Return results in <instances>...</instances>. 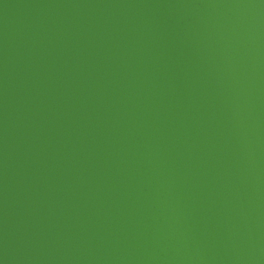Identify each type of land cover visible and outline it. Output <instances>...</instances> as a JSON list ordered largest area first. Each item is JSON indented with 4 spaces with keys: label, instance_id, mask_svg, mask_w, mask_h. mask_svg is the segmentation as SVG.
<instances>
[{
    "label": "water",
    "instance_id": "obj_1",
    "mask_svg": "<svg viewBox=\"0 0 264 264\" xmlns=\"http://www.w3.org/2000/svg\"><path fill=\"white\" fill-rule=\"evenodd\" d=\"M0 264H264V0H0Z\"/></svg>",
    "mask_w": 264,
    "mask_h": 264
}]
</instances>
